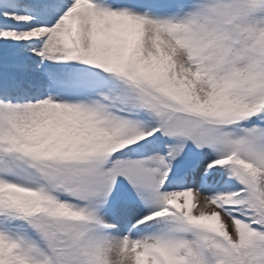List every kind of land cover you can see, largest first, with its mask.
Instances as JSON below:
<instances>
[{
    "label": "snow or ice",
    "instance_id": "obj_1",
    "mask_svg": "<svg viewBox=\"0 0 264 264\" xmlns=\"http://www.w3.org/2000/svg\"><path fill=\"white\" fill-rule=\"evenodd\" d=\"M0 264H264V0H0Z\"/></svg>",
    "mask_w": 264,
    "mask_h": 264
}]
</instances>
